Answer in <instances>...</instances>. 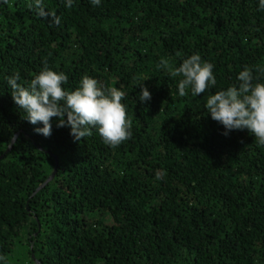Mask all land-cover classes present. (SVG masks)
Segmentation results:
<instances>
[{"label": "trees", "instance_id": "16d2710c", "mask_svg": "<svg viewBox=\"0 0 264 264\" xmlns=\"http://www.w3.org/2000/svg\"><path fill=\"white\" fill-rule=\"evenodd\" d=\"M195 53L216 84L181 97L160 61ZM245 66L264 83L258 0H0V264H264V146L203 100ZM45 67L69 92L84 75L122 90L131 137L74 141L55 117L38 135L5 77Z\"/></svg>", "mask_w": 264, "mask_h": 264}, {"label": "clouds", "instance_id": "9594fccd", "mask_svg": "<svg viewBox=\"0 0 264 264\" xmlns=\"http://www.w3.org/2000/svg\"><path fill=\"white\" fill-rule=\"evenodd\" d=\"M72 2L67 0V5L71 6ZM89 2L99 6L102 0ZM258 6L264 10V0H258ZM160 67L181 77L177 83V94L181 97L205 94L216 84L214 65L202 60L199 53L187 56L174 68L167 59H162ZM20 78V73L16 72L5 80L15 105L24 113L23 118L32 125H42L34 128L38 135L49 137L52 134V118L55 117L57 127L70 128L74 141L91 136L93 129L110 147H117L131 137L132 121L122 103L125 96L122 90L105 89L95 78L84 75L78 86L69 92L62 87L67 84L68 76L48 67L38 72L26 86L19 83ZM236 79L238 83L215 94L204 95V109L212 120L223 126L224 135L233 130H247L264 146V83L254 82L258 78L247 66ZM139 88L138 100L141 103L151 100L144 82ZM162 178L163 172L157 171L155 179Z\"/></svg>", "mask_w": 264, "mask_h": 264}, {"label": "water", "instance_id": "95a60500", "mask_svg": "<svg viewBox=\"0 0 264 264\" xmlns=\"http://www.w3.org/2000/svg\"><path fill=\"white\" fill-rule=\"evenodd\" d=\"M56 171H57V169H56V167H55V169H54V173H53V176L55 175Z\"/></svg>", "mask_w": 264, "mask_h": 264}]
</instances>
